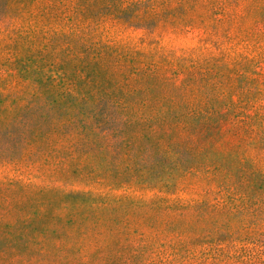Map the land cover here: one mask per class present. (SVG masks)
<instances>
[{"label":"rangeland","instance_id":"374dc122","mask_svg":"<svg viewBox=\"0 0 264 264\" xmlns=\"http://www.w3.org/2000/svg\"><path fill=\"white\" fill-rule=\"evenodd\" d=\"M109 2L92 0L86 6L83 20L87 31L81 38L50 32L35 38H13L3 27L0 47L8 49L15 43L22 58L35 60L29 73L23 71L26 63L19 60L16 79L32 82L50 102L59 97L61 86H66L67 68L69 74H84V83L78 87L81 102H99L98 97L106 96L102 108L122 115L120 105L130 101L129 110H139L141 120L150 114L146 106L142 108L145 100L160 104L153 110L158 119L172 116L171 108H176L204 140L206 163L227 170L211 178L203 173L178 174L169 191L158 183L152 187L139 182L130 174L94 181L88 160L82 161L87 170L83 176L73 171L75 167L68 170L58 162L52 156V146L44 140L50 124L24 115L26 99L7 96L0 102V145L12 147L0 151V264H80L82 253L41 254L35 243H67L62 230L69 223L56 217L72 190L99 191L123 203L147 202L158 196L180 198L186 204L209 201L223 206L219 210L213 207L210 215L193 210L180 217L173 216L174 212L125 215L117 224L135 229L88 241L86 253L101 251L104 256L94 264L233 262L231 254H219L214 242L231 252L263 260L264 174L259 170L264 173V0H230L224 9H212L205 0L188 9L178 1L161 2L158 8L164 16L153 29L130 25L129 17L119 18ZM71 41L77 47L74 54L67 48ZM58 58H64L68 66ZM46 102L40 101L41 110H46ZM238 117L239 125L234 124ZM12 128L17 131V144L4 138L5 131ZM64 131L58 129L52 136L65 142ZM27 140L33 141V146H28ZM241 157H255L259 169L244 160L245 170L240 174L236 165ZM85 198L79 195L74 199ZM122 211L119 216L124 215ZM48 248L43 244V249Z\"/></svg>","mask_w":264,"mask_h":264},{"label":"trees","instance_id":"16d2710c","mask_svg":"<svg viewBox=\"0 0 264 264\" xmlns=\"http://www.w3.org/2000/svg\"><path fill=\"white\" fill-rule=\"evenodd\" d=\"M168 1L110 0L109 4L115 13H119V18L124 15L129 17L130 25L136 28L153 29L162 20L164 12L158 8L159 4ZM172 1H178V5L184 4V8L188 9L189 6H195L198 0H184V3L181 2L182 0ZM231 1L239 2V0ZM91 2L92 0H0V34L3 27H7L9 35L13 38H35L36 35H45L48 32L54 35L66 34L68 38H81L84 31H87L83 19H85L86 6H89ZM229 2L230 0H213L210 4V0H205V3L210 4L212 9H215L214 7L224 9ZM26 24L37 27H26ZM187 24H191L190 19ZM13 26L17 29L11 30ZM14 44L9 45L8 49L0 47V102L7 96L18 100L20 98L21 101L26 99V104H22L26 108L24 115L31 120L41 118L50 124L49 132L44 140L52 146V156L58 162L66 164L64 167H68V170L75 167L73 171L77 172V175L83 176L87 170L85 162L82 161L88 160L91 173L95 175L94 181L130 174L133 179L148 183L152 187L157 185L154 183L161 184V187L168 189L167 191L176 185L178 174L203 173L209 178L214 174L224 175L227 170L225 166H222L223 168L221 166L213 167L206 163L204 158L208 154V149L202 145L204 140L199 136L193 124L186 123L181 115L176 113V108H171L172 116L158 119L154 116L153 110H156L160 104L149 103L145 100V102H141L142 108L146 106L150 110V114L144 115L141 120L139 119V110L135 112L129 110L130 101H124L120 105L124 110L122 115L115 110L102 108L104 104H101V100L106 101V96L98 97L101 99L100 103L81 102L79 100L81 92L78 87L84 83L82 78L84 74L83 72H76V74L70 72L69 74L67 68L66 72L64 71L66 86H61L58 98L46 102L42 98V91L39 87L28 80L19 82L16 79L18 75L15 70L19 67V60L26 63L23 71L28 73L33 69L31 64H35V60L22 58V50ZM31 47L35 48L33 44ZM67 48L72 50L73 54L77 49L73 41L68 42ZM6 52H9L8 55ZM57 61L65 62V65L68 66L64 58H58ZM120 67H123V64H120ZM153 73L158 72L153 70ZM51 79L54 81V77ZM40 101L47 103L46 110H41L43 105ZM113 101L111 100V102ZM35 108L39 109L35 110ZM28 112H31L32 115H27ZM234 121V124H241L239 117ZM58 129H65L63 133L65 142L60 139L58 142L56 136H52ZM128 130L132 132L129 133ZM249 130L253 131V128H249ZM5 132L6 140H11L14 144L18 143L15 128ZM120 132L123 133L122 136H120ZM2 134L0 132V136ZM261 141L264 144V137L261 138ZM26 144L33 146L34 143L27 140ZM10 147L12 145H9L8 148L0 145V151L5 152V149ZM61 149L66 152L61 153ZM30 152L33 153V151ZM7 159L11 161L10 158ZM244 160H250L253 162L255 170L259 169V160L255 157H241L236 165L240 174H243L245 170L243 169ZM259 172L264 174L261 169ZM113 184L114 181L111 185ZM67 194L68 199L63 206H60V213L56 217L65 218L67 224L69 223L62 230L67 243L43 240L35 243L41 254L50 252L53 256H60L68 250L82 253V256L78 258L80 264H94L95 260L99 259L101 255L103 256L101 251L85 252V246L88 245L89 240H99L100 237L108 234L117 236L123 231L134 228L117 224V221L123 220L125 215L142 211L144 214L150 213L151 215L152 213L163 215L174 212L173 216L180 217L192 210L203 215H210L213 207L218 210L223 207L209 201L206 204H186L181 202L180 198L158 196L152 197L147 202L137 200L136 202L123 203L122 200H111L105 194L95 190H72ZM79 195L85 196L86 200L74 199ZM121 210L124 215L119 216ZM57 231L55 230L53 233L55 234ZM214 243H216L215 246H217L219 254H231L229 257L234 260L230 264H264V259L261 260L260 257L256 258L236 251L231 252L229 249L222 248L217 242ZM43 244L49 247L48 250L43 249Z\"/></svg>","mask_w":264,"mask_h":264}]
</instances>
